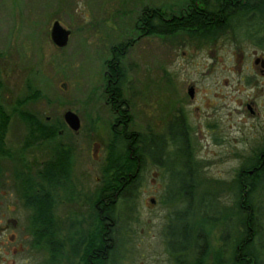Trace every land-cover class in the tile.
Listing matches in <instances>:
<instances>
[{
    "label": "rangeland",
    "instance_id": "374dc122",
    "mask_svg": "<svg viewBox=\"0 0 264 264\" xmlns=\"http://www.w3.org/2000/svg\"><path fill=\"white\" fill-rule=\"evenodd\" d=\"M184 3L185 0H0V107L15 113L11 114L7 140L14 138L19 145L25 135V125L16 116L19 111L41 120L50 117V121L60 119L67 109L76 112L81 128L79 135L72 138L77 140L82 191V206L76 209L83 215L90 212L86 195L99 185L113 137V116L104 100L106 60L112 45L133 40L120 65L124 74L122 99L131 115L129 129L144 134L163 130L162 124L176 98L194 127L195 211L182 220L175 219L178 212L175 215L174 210L184 207L180 202H168L167 191L177 182L173 184L175 180L163 167L149 163L137 182L133 199L124 202L121 198L116 204L110 237L117 241V264H172L165 232L170 231L169 224L178 226V232L184 221L196 228L201 223L210 228L214 247L220 244L218 238L224 227L231 234L225 264H232L236 239L245 232L237 217L240 192L235 175L245 160L253 159V153L262 148L263 133L260 120L249 114L244 102L256 99L261 118L264 90H254L240 81L239 75L250 72L249 61L257 47L249 37L236 43L231 33L208 41L196 34L192 38L188 31L165 37L140 35L136 19L144 6L177 14ZM55 20L70 30L68 43L62 48L50 39ZM259 52L264 56V48ZM189 83L196 87L194 99L187 94ZM34 90L39 92L36 97L32 95ZM3 115L7 116L6 112ZM65 140L64 135L59 138L60 142ZM114 145L116 154L124 151L121 143ZM263 188L264 185L251 194L260 209L264 207ZM200 201L206 207V221L200 220ZM0 203V264H42L47 252L34 247L33 236L22 220L24 212L14 196L0 197ZM60 208L56 216L64 218L69 214ZM14 218L19 220L16 225L10 220ZM84 220L89 222V218ZM88 227V223H81L79 228L85 232ZM254 251L259 255L256 247ZM68 257L77 261L70 248ZM67 258L62 259L63 264H70Z\"/></svg>",
    "mask_w": 264,
    "mask_h": 264
},
{
    "label": "trees",
    "instance_id": "16d2710c",
    "mask_svg": "<svg viewBox=\"0 0 264 264\" xmlns=\"http://www.w3.org/2000/svg\"><path fill=\"white\" fill-rule=\"evenodd\" d=\"M231 1L232 0H185V3L182 6H179L181 10H177V14H166L165 11H162L158 7H149L146 5L142 8L136 19V24L139 26L137 29L139 28L140 35L158 34L165 37L180 31L189 32L190 28L193 27L194 33H197L196 31L200 30L204 38L215 40L218 36L223 34L225 35L229 29L228 26L232 27L233 21L237 17H240L242 18L241 21L243 25H245V28L242 29L241 39L244 37L251 38L249 28L251 23L250 18L254 12L264 11V0H235V2H237L234 4L230 3ZM223 2L226 4L224 8L222 6ZM214 7H220L222 9V12H220L221 14L216 17L213 16V12L215 10ZM199 8H201L200 10H202L203 13H197L200 12V10H198ZM190 10L192 13L187 15V12ZM204 11L209 13L207 19L203 18L206 16ZM192 18L194 19L193 22L190 20ZM132 42L133 40L126 41L110 47L111 54L109 59L106 60L107 75H105L106 83L104 90V100L109 106V109L111 106L113 108H126L127 103H125L126 101L122 99L121 86L124 74L123 68L120 65L124 54L129 46H131ZM38 94L39 92L37 90H34L32 93L34 97ZM3 114L4 112H2L1 115L2 126L6 123L9 117L8 115L4 116ZM18 117L19 120L27 127L29 135L30 129L38 126V129L36 130L40 135L39 138L48 140H54L56 138L59 122L37 119L34 114L24 111H19ZM129 122H131V120ZM40 125L43 127H39ZM111 134L115 136H113L112 141L109 142L108 147L110 148V153L108 154L104 165L101 167V173L103 175L102 181L95 188L96 192L93 193L94 195L90 196V198H95L94 200H96L99 204H103V201L101 200L102 197H108L105 190L112 187V180L110 176H114V181H116L119 173H125L126 171L134 173L136 171V157L130 156V148H134L135 154H139L141 149L139 142L143 140V138L146 142L154 139L153 133L144 134L143 132L133 130H129L126 135H124L123 132L120 133L115 130L111 131ZM29 135H27L24 140H27ZM34 138L36 139V137ZM34 138L33 140L35 142ZM115 142H119L124 146L123 152L116 154L114 145ZM252 156L253 159L250 158L245 160L244 165L238 169L235 175L238 184V193L240 192L239 201L241 202V207H238L237 210V217L239 215V219L242 222L245 232L241 235V237L239 236L238 241L236 239V246L239 245L240 249L237 250L236 247L233 248L232 264H264V256H260V254H264V249L258 248L259 255L254 251L255 245L257 244L256 242L260 244L258 245L259 247L264 246V226L262 224V219H264V207H261L262 209H260V207L257 206L251 198L253 193L259 190L260 186L264 185V168L254 169L253 173L249 174L246 170L253 169L256 165L254 158L258 157V153L255 152ZM181 157L183 158L185 155H183L180 151L179 159L167 161L166 168H163L168 172L177 170L179 171V174L186 172L187 164H182L183 162L181 161ZM191 157L192 155H190V158ZM176 162L178 164H176ZM151 164H153L152 153ZM191 165L193 168L192 172L196 174L195 167L193 164ZM259 172L260 174H258ZM195 176L196 175H193V178L189 180L181 178L180 176H171V179L175 180V183L173 184H176V182L177 184L167 191L170 194L167 197V201L173 204L175 202L176 204H179L180 202L181 207H184L180 210H174L175 215L178 212L177 217L175 218L177 220L182 219L180 213L182 215L185 213L189 215L196 209L194 208L196 205H193V201H195L193 192L195 187ZM137 177L138 174L130 176L128 181L130 184V195L124 198L119 196V199L122 198L124 202H128L133 199L138 186L137 182L139 178ZM50 180L49 194H47L44 198L36 195L35 198L39 197V199L37 198L34 201L28 197L27 192L24 190H22L23 192L20 196L22 203L32 208L31 217L33 222L28 227V231L33 236V245L36 249L44 250L45 253L47 252V257L44 259L42 264H63L64 260L62 259L68 257L69 249L67 251V246L64 245V242L61 239L60 227L56 221L57 216L54 209L55 199L53 191L55 190V187L58 186V181L56 179L52 180V178ZM182 181L184 182L180 184ZM28 186V184L24 185L25 189H27ZM238 193H236V196ZM184 201H186V203H184ZM116 203L117 201L111 203L113 213L116 209ZM209 206L210 208L213 206L211 199L209 200ZM197 208L200 212L205 210L206 207L203 204V201H200V205ZM218 210L220 209H217L216 211ZM201 214L203 216H200V220L204 218L203 220L206 221L205 219H207V217L205 216L207 213L203 211L200 215ZM90 215L91 217L93 216V221L85 232L79 228L78 231L71 233L67 238L66 244L71 249V255L77 257V261L75 263L69 257L67 258V262L70 264H117L115 263L116 256L118 255L117 241H113L110 237L113 227L109 228L110 232L107 234L106 230L108 229L100 220V213L95 211L91 212L89 216ZM219 219V217H215L214 220L220 221ZM71 222L81 225V223L84 222V218H80L78 217V214H76ZM176 229L177 228H173L172 231L169 232L171 237L176 235ZM210 230V228L206 229L204 223H201L196 228L195 225L186 221V223H182L179 227L178 232H182L180 234L177 232V240L172 239L171 242L170 234H166L169 238L167 252L172 264H225V248L230 242L229 238H231V234L224 236L221 232L218 238V243L220 244L218 247H214L210 241ZM227 234L228 232H226V235ZM111 240L112 243H110ZM94 251L97 253L96 256L90 257L89 254ZM190 252L192 253L191 256ZM237 254L240 255L238 256Z\"/></svg>",
    "mask_w": 264,
    "mask_h": 264
},
{
    "label": "flooded vegetation",
    "instance_id": "af4514ba",
    "mask_svg": "<svg viewBox=\"0 0 264 264\" xmlns=\"http://www.w3.org/2000/svg\"><path fill=\"white\" fill-rule=\"evenodd\" d=\"M236 2L235 0H232L230 3L234 4ZM222 4L224 8L226 4L224 2ZM214 8L215 10L214 12H212L213 16L216 17L217 15L221 14L220 12H222V9L220 7ZM200 9L201 8H199L198 10ZM191 13L192 12L190 10L187 12V15H190ZM197 13L201 14L203 13V11L200 10V12ZM204 13L206 14V16H204L203 18L207 19L209 13L206 11H204ZM190 20L191 22H193L194 19L192 18ZM241 20L242 18L237 17L233 21V26H228L229 29L227 33H231L236 43L242 40V29L245 28V25H243ZM250 22L251 23L249 28L251 33V40L254 43L255 47H257V49L253 50V59L249 61L250 72L248 71L246 75L243 76L239 75V79L240 81L245 82V84L250 85V87L254 90L263 91L264 82L261 81V79L264 78V56L261 52H259V50L264 48V11L254 12L250 18ZM193 31L194 29L193 27H191L189 30V34L192 38L194 37V34H196L197 38L202 37V40L206 39L208 41L207 38H204V36H202L203 34L200 30L196 31L197 33H194ZM189 84L190 85H188L187 87V94L189 99H194L196 87L194 83ZM190 87H192L193 89L191 91L192 93H189ZM255 100L256 99L252 98L251 101H246L244 103L245 107L249 111V114L252 115L254 118L257 117L258 120H260L259 127L262 130L263 139L260 140L262 148H260L256 152L258 153V157L254 158V162H256V165L253 167V169L246 170L248 172L252 170V172H249V174H252L254 169L264 168V116L261 115L262 117L260 118V111L257 108L258 104L254 102ZM173 101L174 102L171 104L170 111L168 113V118L165 120V125L161 123V119L159 120V123L164 126V129L161 131H155L153 133L154 139L152 141L146 142L143 138V140L139 142V146L141 148L139 154H135L134 148H130V156L136 157V171L134 173H130V171H126L125 173H119L118 177L116 178V181H114V176H110L112 180V187L105 190L106 195H108V197L101 198L103 204H99L96 200H94L95 198H90L91 195H94L93 193L96 192V189H89L91 192L86 196L89 199L88 206L90 212L88 210L87 215H83V213L79 211L80 207L82 206V191L78 174L79 163L78 158L76 156L77 140L75 138L80 133L81 122L78 131L71 129L64 121L63 114L66 111L65 110L61 114V118L56 120V122H59V127L57 129V135L54 140L39 138L40 135L36 130L38 129V126L30 129L29 135V131L25 126V135L23 136L22 141L19 142V145H17L14 138L12 139V141L7 140L10 123L12 121L11 117L15 113H9L4 109V107H0V119L2 112H6V114L9 116L3 126L0 123V197H4L6 195L14 196L16 202L20 205L19 207L24 212V218L22 220L25 225H27L26 229L28 230V227L33 222V219L31 217L32 208L22 203L20 196L23 192L22 190L26 191L28 197L35 201V199H39V197L35 198L36 195L44 198L45 196H47V194H49L48 191L51 181L50 179H56L58 181V186L55 187V190L53 191V196L55 199V212H57L59 209H61L60 207H62L64 213H69L64 218L61 217L62 219L59 217V215H57L58 219H55L59 224L58 226L60 227L61 239L63 240L64 245L66 246V241L69 235L71 233H74L75 231H78L79 227L81 226L77 225V223L71 222V220L76 214H78V217L80 218H89V222H86L84 220V222L82 223H88V225H91L93 221V216L91 217V215L89 216V214L95 211L99 212L100 220L102 221L103 225L108 229L106 230V233L108 234L110 232L109 228L113 227L114 225V213L111 203H113L114 201L118 202V200H120L119 196L124 198L130 195V184L128 182L130 176H135L138 174L137 178H141L142 173L145 171L144 169L149 163L151 164V153L154 167L166 168L167 161H174V159L178 160L181 151V153L185 155V157H181V161L183 162V165L187 164V170L186 172H182L180 174L177 170L169 171L170 177L172 175H175L189 180L193 178V175H196L192 172L193 168L191 165L193 164V166L195 167L196 164L194 160L195 154L193 151L194 127L189 124L187 112L185 111V109H183L184 107L180 104V99L176 98L173 99ZM109 110L111 111L113 116L112 121L110 123V133L111 131L115 130L120 133L123 132L124 135H126V133L130 130L129 121L131 120V115L128 112V108H113L111 106ZM12 111L14 110L12 109ZM16 116H18V114H16ZM46 121H50V117H47ZM39 127L43 126L40 125ZM211 132L213 133V131ZM27 135H29V138L27 140H24ZM63 135L67 137V140L60 142L59 138ZM112 136L115 135L112 134ZM34 137H36V139ZM72 137L75 138L73 139ZM33 138L35 139V142ZM214 141H216V136H214ZM108 154L106 155L105 160ZM190 155H192L191 158ZM176 164L178 163L176 162ZM155 174L160 175V172H156ZM258 174H260V172ZM99 181V183H101L102 177ZM26 184L29 185L27 189H25L24 187V185ZM151 201L153 202L154 200L151 199ZM0 206H2L1 203ZM77 207H79V209H76ZM238 207H241L240 201H238ZM17 208L16 211H19V208ZM72 208L74 209L70 211ZM203 211L207 213L206 210H202V212ZM181 216L183 219L184 217H187V213L183 215L181 214ZM10 220L14 225L19 222V220L16 218ZM184 223H186V221H184ZM74 227H77V229H73ZM168 227H170L169 232H171L173 228H178V226H174L171 224H169ZM169 232L165 233L170 234ZM181 232L182 231L178 233L180 234ZM175 233L176 235L172 237L170 234L171 242L172 239L177 240V232ZM222 233L224 236L229 235V233L226 235L224 227ZM110 243H112V240L110 241ZM256 243L257 244L255 245V247L258 250L257 247L260 244H258V242ZM236 248L237 250H239V245L236 246ZM96 254L97 253L94 251L90 253L89 256L95 257ZM237 255L239 256L240 254Z\"/></svg>",
    "mask_w": 264,
    "mask_h": 264
},
{
    "label": "water",
    "instance_id": "95a60500",
    "mask_svg": "<svg viewBox=\"0 0 264 264\" xmlns=\"http://www.w3.org/2000/svg\"><path fill=\"white\" fill-rule=\"evenodd\" d=\"M50 39L52 43L59 48L65 47L69 40L70 30L63 27L58 20L53 21L50 28ZM192 87L189 88V93H192ZM64 121L73 130L78 131L80 128V119L78 115L68 109L64 112ZM249 172H252L250 170Z\"/></svg>",
    "mask_w": 264,
    "mask_h": 264
}]
</instances>
